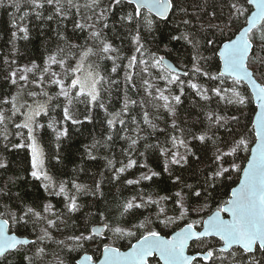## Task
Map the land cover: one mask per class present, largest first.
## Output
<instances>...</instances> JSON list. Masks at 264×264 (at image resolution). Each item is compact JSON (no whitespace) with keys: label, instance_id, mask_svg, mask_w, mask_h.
<instances>
[{"label":"snow or ice","instance_id":"6c2138e0","mask_svg":"<svg viewBox=\"0 0 264 264\" xmlns=\"http://www.w3.org/2000/svg\"><path fill=\"white\" fill-rule=\"evenodd\" d=\"M0 8L11 9L0 49V178L7 156L25 152L22 174L0 185V260L264 264V56L254 54L264 53V0ZM85 122L101 132L77 149L69 174L65 141ZM101 160L99 172L87 167ZM29 178L34 194L22 188ZM226 182L235 186L217 199Z\"/></svg>","mask_w":264,"mask_h":264},{"label":"trees","instance_id":"16d2710c","mask_svg":"<svg viewBox=\"0 0 264 264\" xmlns=\"http://www.w3.org/2000/svg\"><path fill=\"white\" fill-rule=\"evenodd\" d=\"M11 11V9H4V8H0V49H3L5 51H7V41L10 37V32H9V15L8 13ZM41 43V38L40 37H36L34 44H29L28 45V51L30 54H35L36 49L39 48ZM117 44H120L121 41L117 40L116 41ZM23 50V48H22ZM42 50V49H41ZM130 54V53H129ZM163 54V53H161ZM255 55H262L264 56V53H256L254 51ZM175 55V54H174ZM205 55H210L209 53H205ZM172 58H170L171 60ZM2 71V70H0ZM213 71H215V69H213ZM260 73H264V67H260L259 68V72L257 73V75H259ZM262 80H264V78H262ZM119 103H115V107H119ZM187 106V104H186ZM254 107V105L252 106ZM99 112V110H97ZM196 109L192 110V116L194 117L196 115ZM97 119H103V113L99 112ZM223 131V130H221ZM101 132V126L100 124H96L95 126L88 124L87 122H85V124L83 126H78L76 128H72L71 129V139L68 141H65V149L63 151V155L65 157L64 160V164L62 165V167L64 168V170L71 174V170L72 168L75 166L73 164V159L75 158L76 163L79 164V152L77 151V149H80L82 145L85 144H89L91 143L93 136H95L96 138H99ZM47 141V138H46ZM71 144V148L69 149L67 146ZM122 146V142H118L116 149H117V158H119V148ZM126 146V145H125ZM46 150L49 151L51 154L55 153V144H48L46 142ZM70 153H74L75 157H73L72 155H70ZM25 156V152L23 150H20L19 155H16V153H12V155L7 156V159L10 161V168L7 172H5L3 174V177L0 178V185H2L3 181L6 180L9 176L12 175H18V174H22L21 173V169L24 167V161H23V157ZM104 166V161H99V162H89L87 167L90 170H95L97 172H99V170L101 168H103ZM138 174V173H137ZM82 178L83 179H87V177L82 174ZM234 184H232L231 182H226V186H221L218 188V196L217 199H225L226 196L224 195L225 192L230 191V188L233 186ZM23 190L27 191L28 193L34 194V189L32 188V184H31V178H29V182L25 185H22ZM14 190H19V189H14ZM113 191L115 192V189H113ZM128 193H125V195H127ZM85 200H87L88 198H84ZM53 203H56V199H53L52 201ZM58 207H60L61 205H57ZM213 207H215V205H213ZM94 211V209H93ZM88 213V209L86 208L84 210L83 213L80 214V220L79 223H83L84 222V217L87 215ZM143 215H147V213H143ZM141 218H143L141 216ZM95 222V221H93ZM182 226V225H181ZM23 231V230H22ZM167 231V230H165ZM29 238H33V237H29ZM57 238H62V237H57ZM118 246H123L122 248H125L127 246V241H121L119 243ZM56 248L55 244H52L50 251V255H49V259L52 258L51 256V252L52 250H54ZM0 264H20V258H18L17 256L14 255H9L7 259L4 260H0ZM153 264H156L155 261H153Z\"/></svg>","mask_w":264,"mask_h":264},{"label":"water","instance_id":"95a60500","mask_svg":"<svg viewBox=\"0 0 264 264\" xmlns=\"http://www.w3.org/2000/svg\"><path fill=\"white\" fill-rule=\"evenodd\" d=\"M170 59V58H169ZM171 61V60H170ZM233 186H235V185H233ZM122 250H126V247L125 248H122Z\"/></svg>","mask_w":264,"mask_h":264}]
</instances>
